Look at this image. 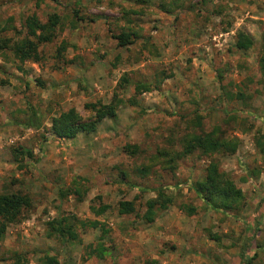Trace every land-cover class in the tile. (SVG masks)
<instances>
[{"label":"rangeland","instance_id":"374dc122","mask_svg":"<svg viewBox=\"0 0 264 264\" xmlns=\"http://www.w3.org/2000/svg\"><path fill=\"white\" fill-rule=\"evenodd\" d=\"M51 11L60 24L38 45V60L0 51V190L30 197L0 237V264L17 255L38 263L44 253L57 264H264V0H0V38L18 39L27 14L45 20ZM239 30L246 49L233 45ZM120 31L133 32L128 43L118 44ZM137 82L149 88L135 91ZM114 90L116 115L95 130L71 138L48 130L59 110L72 106L86 118L87 104L108 102ZM29 107L39 125L24 124ZM213 126L237 139L232 153L193 151L165 166L184 133ZM18 146L30 155L15 156ZM210 158L241 188L237 208L210 209L184 184L201 178ZM177 183L146 221L144 200L155 191L132 185ZM119 199L133 200L134 211L118 213ZM54 217L71 222L74 240L48 228ZM87 220L98 224L81 225ZM98 243L102 254H88Z\"/></svg>","mask_w":264,"mask_h":264},{"label":"trees","instance_id":"16d2710c","mask_svg":"<svg viewBox=\"0 0 264 264\" xmlns=\"http://www.w3.org/2000/svg\"><path fill=\"white\" fill-rule=\"evenodd\" d=\"M205 2V0H201ZM60 24V16L57 12L51 11L46 15L45 20H40L34 13L27 14L23 19L22 26L25 31L24 34L16 40H10L9 37L0 38V51L8 49L11 51L14 58L19 61L24 59H32L34 61L40 58L38 45L43 42L50 41L55 34V28ZM133 32L120 31L113 34L117 38L118 44L123 45L128 43L129 34ZM250 44L247 34L243 31H237L233 41V45L238 49H246ZM64 48L61 42L56 48V54L60 55ZM257 65L260 73V78L264 82V38L258 46L257 51ZM4 79L0 77V84L4 83ZM127 81L125 76H121V81L118 86H123ZM147 83L137 82L134 84V90L140 91L148 89ZM121 101L117 91L114 90L108 102H89L87 105L92 111V114L86 118H82L77 110L70 106L59 110L49 118L48 130L52 135L57 137L71 138L78 132H91L96 129L98 121L103 117H114L116 109ZM29 115L24 122L27 126L39 125L37 111L29 107ZM237 139L235 137L224 136L219 127L213 126L209 130H200L198 132L189 131L184 133L180 138V148L168 153L165 157V166L173 167L172 161L184 157L193 151H197L199 155L209 156L213 152L232 153L237 146ZM135 145L130 147V151H135ZM14 155H30L28 149L18 146L13 149ZM158 153L166 154V151H158ZM16 158V157H15ZM149 166H141L138 168L140 174H145ZM203 175L199 179L186 180L184 184L191 187L196 195L205 203V205L214 210L227 212L238 207L240 200L243 197L241 188L234 182V180L224 171L221 170L213 158L208 159L204 165ZM181 185L177 184H160L154 187L132 185L134 188L145 191L152 190L155 194L144 200L145 208L142 216L146 221H151L154 217L155 209L165 208L171 201V195L164 191L167 188L176 189ZM73 191L79 193L77 187L74 186ZM64 191H60L62 194ZM30 206V197L26 193L20 191L0 190V237L2 236L5 227L8 223L18 221L23 216L24 211ZM92 207V206H91ZM106 204H101L98 207H93L96 213L104 210ZM133 200L119 199L117 201L118 213H131L134 211ZM193 206L188 205L187 211L192 212ZM81 225L89 224L96 226V220L80 221ZM48 228L56 233L59 239L64 241H72L76 238V233L72 229L71 222L62 218H51L47 221ZM104 230V229H103ZM90 246V245H89ZM103 246L98 243L97 246L90 248L88 254L96 253L102 254ZM242 256V255H241ZM247 258L246 261H248ZM38 263H30L23 260L20 255H17L12 264H57V258L48 253H44Z\"/></svg>","mask_w":264,"mask_h":264}]
</instances>
